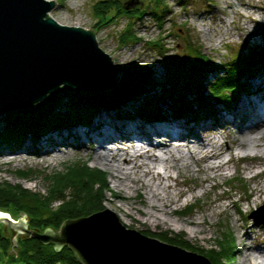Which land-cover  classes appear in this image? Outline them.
<instances>
[{"label":"trees","instance_id":"1","mask_svg":"<svg viewBox=\"0 0 264 264\" xmlns=\"http://www.w3.org/2000/svg\"><path fill=\"white\" fill-rule=\"evenodd\" d=\"M189 1L178 0L182 7ZM94 5L97 27L110 25L121 16L128 18L118 35L122 46L142 40L135 29L137 19L145 14L151 15L162 29L172 12L167 0H97ZM161 40L160 36L147 42L158 48L161 47ZM186 48L189 56L183 63L168 61L165 80L160 82V92L151 90L154 86L152 67L133 58L122 64L121 75L112 87L63 89L43 101L7 112L3 118L5 128H0V142L12 144L25 134L36 138L42 130L88 121L103 107L123 109L125 104H131L130 108H126L130 114L146 116L158 114L162 106L175 114L213 111L219 101L234 102L239 90L246 87L245 77L264 67V50L259 46L247 53H231L220 63L205 52L203 44L196 39L186 38ZM161 50L164 53L166 49L163 46ZM217 68L221 71L212 80H207L208 72ZM160 100L165 104L161 105ZM30 171L21 170L20 176L28 177ZM104 173V170L89 167L85 162H75L64 170L47 173V186L42 192L22 187L20 183L0 182V209L9 212L25 210L29 215L30 229L59 228L67 218L89 215L105 208ZM56 201L59 203L55 206ZM163 231L145 229L141 232L188 250L199 251L212 264H227L231 257L234 247L231 232L221 234L216 244L206 249L192 243L181 233ZM12 244V236L0 229L1 248L9 252ZM15 251L23 264H81L68 244L56 250L53 241L43 243L29 232L18 236Z\"/></svg>","mask_w":264,"mask_h":264},{"label":"bare ground","instance_id":"2","mask_svg":"<svg viewBox=\"0 0 264 264\" xmlns=\"http://www.w3.org/2000/svg\"><path fill=\"white\" fill-rule=\"evenodd\" d=\"M247 76V87L239 90L238 98L232 103L219 101L220 106L214 107L213 111L175 114L165 109L146 116L130 114L126 108H130L131 104H125L123 109L103 107L88 121L42 130L36 136L37 140L30 137L25 140L24 136L11 146L5 143L7 146L3 151L0 150V155L17 150L26 155L48 153L55 159L59 155L55 154L56 151H65V147L67 153L76 154L88 145L89 150H94L91 155L94 160L105 164L111 177L118 182L117 187L120 189L116 190L117 196L131 203L121 193L122 185L129 183L136 190L134 195L149 207L147 210L142 209L132 201L133 207L137 206L144 216L141 224L146 228L160 224H175L181 228L183 224H189L192 225L190 234L194 236L198 232L213 231L219 220L209 221L205 211L211 209L212 213L227 211L229 214L228 205L216 202L229 194L221 193L212 198L209 204L200 207L198 210L202 212V217L196 216L191 209L184 211L176 205L187 191L191 192V200L195 199V202L200 195H208V188L201 193L195 192L197 187L204 186L205 181H213L211 187L215 188L227 183L237 173L243 178L242 172L252 171L256 164L240 166L237 160L250 153L258 158L259 165L264 164V69ZM51 93L48 92L49 95L44 99L53 95ZM34 141L38 145L36 148L31 146ZM15 144H19L18 147ZM159 162L163 163V170L157 166ZM231 166L234 170H229ZM173 169L176 173L172 172ZM201 174L198 183L182 188L187 178L199 177ZM248 177L255 181L251 187V199L255 203L263 201L264 198L259 197L264 193V167L250 173ZM249 195L247 193L245 198L248 199ZM109 204L117 210L122 208L114 200ZM216 207L222 209L216 211ZM234 209L236 212L240 209L238 201H234ZM124 212L130 216L128 210ZM240 218L237 216L232 222L239 242L237 245L234 243L230 254L232 260L229 259L227 264H264V242H249L251 235L249 230L242 229L243 225L238 222ZM204 236L208 238V235ZM195 252L205 256L199 251ZM236 253L238 258L234 260Z\"/></svg>","mask_w":264,"mask_h":264},{"label":"rangeland","instance_id":"3","mask_svg":"<svg viewBox=\"0 0 264 264\" xmlns=\"http://www.w3.org/2000/svg\"><path fill=\"white\" fill-rule=\"evenodd\" d=\"M56 1L57 4L50 11V14L61 23L76 24L94 29L99 44L111 54L116 63L122 65L123 63L135 58L139 62H142V64L144 63L151 66L153 69L152 78L154 82V86L151 87V90L156 91L157 93L160 92V82L165 80V70L167 68L168 61L183 63V61L188 58L189 51L186 48V38L188 37L202 42L203 50L211 54L217 63H220L225 57L234 52L242 51L243 53H247L251 48L256 46H259L260 49L264 50V0H190L187 5L183 7L179 4L178 0H167L170 4L172 12L168 16L169 19L164 23V27L162 29L158 27L152 16L145 14L143 18L137 19L135 23V29L142 37V40L131 42L123 46L119 43L118 35L128 21L126 16H121L110 25L97 27L96 24L98 21L94 14V4L97 0ZM160 36L162 37V40L159 45H161V47H165L166 50L164 53L162 52L161 47L158 46L157 48V46L147 42L148 40L155 39ZM263 69L264 67L258 69L257 71L259 72ZM218 71L221 70L217 68L213 71H209L206 79L212 80L217 75ZM247 77L248 76L245 77L246 87L249 81ZM65 100L66 99H64L63 102H65ZM160 101L161 105L165 104L163 100ZM219 106L220 104L217 103L215 108ZM18 108L9 109L0 113V128H5V121L3 119L5 114L11 110H17ZM165 109V106L161 107V110ZM25 136V140H29V136L32 137L28 134H25ZM34 140H37V138ZM19 144H15L14 146L18 147ZM9 145L11 146L13 143ZM224 145H226V142H224ZM5 146H7L5 142H0L1 151L6 148ZM31 146L35 148L38 147L35 141L31 144ZM64 149L65 151H56L55 154L59 155L57 157L54 156L55 159H52V156L48 153L26 155L25 152L17 150L3 153L0 155V182H7L10 184L20 183L22 187L42 192L45 191L47 186L45 179V175L47 173L64 170L66 167L74 164L75 162H85V164L89 167L106 170L108 172L105 164L95 161L91 156L94 154V150H89L88 145L76 154L67 153L66 147ZM237 161L240 166L253 163L256 164V166L252 171H243L241 175L243 178H241L237 173V176H234L232 179L230 178V180L222 186L212 188L211 183L213 181H205L203 182L204 186L197 187L195 192L201 193L203 189L208 188V195H200L198 201L195 202V199H193V201L191 200V192L187 191L180 197L176 205L184 211L191 209L193 210L192 213L196 216L202 217V215H200L202 212H199L198 210L200 207L206 206L212 198L221 193L229 194L217 199L216 201L223 205H228L229 214H227V211L220 214L219 212L212 213L211 209H207V211H205L207 212L205 217L209 221L219 220V223L222 222L220 225L218 223L215 227H213V231L198 232L196 236H194L190 234L189 230L192 225L189 224H183L181 228L177 227L175 224L169 226L160 224L158 226H150L149 228H146L145 225L141 224L144 216L137 210V206L146 210L149 209V207L145 205L146 203L142 204L141 200L134 195L136 190L132 187V185L130 186L128 182L127 185H122L121 193L127 197L126 199H130L131 203L128 202V200L124 201L122 198L118 197L116 194V190L119 188L117 187L118 182L111 177L109 172H105L106 174L104 173L105 176L103 180L106 182L105 189L103 191V204L105 205V208L107 207L114 211L119 222L124 224L126 227L130 226V228L139 230L140 232H143L145 229H151L160 232L163 230H169L172 233H181L192 243L199 244L206 249L210 248L213 244L215 245L217 239L220 238L221 234L224 232H231L234 238V243L236 242L235 244H238L239 237H237V233L232 225V222L235 221L237 216H241L238 222L243 225L242 229L245 231L249 230V234L252 236L249 237V242L252 240L264 242V200L255 203L253 199H251V196L253 195L251 193V187L255 185V181L254 179H249L248 177L250 173L264 167V164L259 165L257 163L258 158L253 157L252 153H250L249 156L238 159ZM157 166L161 170L164 169L162 162H159ZM232 168L233 167L231 166L229 170ZM26 169L31 170L30 175L28 177H21L20 171ZM172 172L176 173V170L173 169ZM202 175L203 174L199 177L190 176L187 178L188 180L186 181V184L184 183L182 185V188L186 189L187 185L198 183ZM170 182H173V180L170 179ZM247 193L251 194L248 199L245 198ZM259 198L263 199L264 193H261ZM113 200L117 206H120L119 204H121L120 207L122 208L117 210L111 206L109 203ZM132 201H134L137 206L133 207ZM234 201H238L240 203V209L237 212L234 209ZM58 203L59 201H56L54 205L56 206ZM125 209L130 212V216L125 214ZM220 209H222V207H216L215 210L218 211ZM1 211L9 213L15 218V220H17L19 216L23 215L20 212H13L12 210H10V212L6 210ZM27 216L28 219L26 222L29 220L28 213ZM132 217H134V219H132ZM171 217L175 218L176 216L171 215ZM166 218H168V216ZM0 222V229L3 230V232L5 231L6 234H10V236L14 237L17 231L14 228L13 231L8 223L2 221ZM59 228H56L55 230H59ZM234 232L236 236L234 235ZM23 233L24 232H20L17 234V244L18 236ZM204 235H208V238ZM17 244H15L13 248L11 247L10 253L5 252L0 246V264H23V261L19 257H16V253H14L16 252L15 247ZM237 258L238 256L236 253L233 259L236 260Z\"/></svg>","mask_w":264,"mask_h":264},{"label":"water","instance_id":"4","mask_svg":"<svg viewBox=\"0 0 264 264\" xmlns=\"http://www.w3.org/2000/svg\"><path fill=\"white\" fill-rule=\"evenodd\" d=\"M56 4L0 0V113L34 104L48 92L105 89L119 79L121 64L95 30L59 22L50 14ZM20 213L15 220L0 210V221L17 231L12 248L18 233L29 232L43 243L53 241L56 250L68 244L81 264H212L207 256L124 226L107 207L67 218L59 230L30 229L27 213Z\"/></svg>","mask_w":264,"mask_h":264}]
</instances>
